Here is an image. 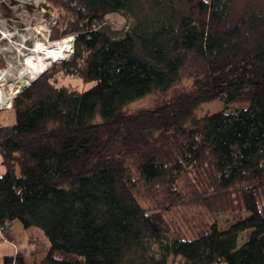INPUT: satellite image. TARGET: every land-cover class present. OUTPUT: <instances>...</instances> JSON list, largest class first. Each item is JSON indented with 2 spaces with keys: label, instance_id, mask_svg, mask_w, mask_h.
<instances>
[{
  "label": "trees",
  "instance_id": "16d2710c",
  "mask_svg": "<svg viewBox=\"0 0 264 264\" xmlns=\"http://www.w3.org/2000/svg\"><path fill=\"white\" fill-rule=\"evenodd\" d=\"M48 1L51 37L74 36L73 52L22 88L16 122L0 125V235L16 220L31 239L44 233L34 264H264V0ZM116 11L122 29L106 17ZM60 71L95 83L57 86ZM216 100L223 108L197 114ZM183 202L248 215L188 237L164 214Z\"/></svg>",
  "mask_w": 264,
  "mask_h": 264
},
{
  "label": "rangeland",
  "instance_id": "374dc122",
  "mask_svg": "<svg viewBox=\"0 0 264 264\" xmlns=\"http://www.w3.org/2000/svg\"><path fill=\"white\" fill-rule=\"evenodd\" d=\"M106 17L117 29L126 27L129 22L125 14L118 11L110 12ZM58 19V10L48 0H0V69H11V74L2 82L0 88L5 91L7 90L6 93L11 96L12 100V106H10L9 103L6 107L0 108V125H8L16 122V115L13 112V101L16 97L14 95L16 90L24 87L20 78V72L27 67L26 64H23L24 58L37 46L38 42L44 44L56 41L52 39L51 35L53 34L55 26H57ZM15 60H17V62H14ZM62 61H56L53 64H59ZM11 63H14V65L11 66ZM53 64H51V66ZM50 68L51 67H49V69ZM37 75L39 76L41 74L38 73ZM27 76L29 77L30 75ZM32 78H29V80H32ZM53 81L57 86L67 85L80 90L88 89L95 83H85L78 76L67 75L62 71L56 73ZM191 84L192 79L186 78L178 87L189 88ZM172 95V92L166 95L154 94L131 104L126 110L127 112L133 113L142 108L152 107L158 103H162L165 99H169ZM235 106L236 105H232V109L235 108ZM221 108H223L222 103L216 100L203 105V107L198 110L197 114L201 116L209 112L218 111ZM2 171H5L4 167H2ZM137 195L142 204L145 206L151 204L154 209H156V205H158L159 201L156 197L153 196V200H149L138 193ZM148 196L152 197L151 195ZM164 214L175 231L181 232L184 236L188 237H194L202 224L206 221H211L214 217L219 221L221 228L225 229L238 219L248 215V213L244 211L235 212L229 210L221 211L213 216V214L210 215L211 213L209 214L202 205H196V203L190 202H183L173 210L167 211ZM11 226L9 228H11ZM249 234L250 231L243 233L239 238V243L245 242ZM4 235V232H1L0 236L2 239H5ZM39 235L50 246V241L44 233L41 232ZM33 240L37 239L35 238ZM37 241L43 242L39 239ZM46 254L47 253H45V255ZM2 255L3 252L2 249H0V264L4 261ZM143 263L151 264V257L146 255L143 259Z\"/></svg>",
  "mask_w": 264,
  "mask_h": 264
},
{
  "label": "bare ground",
  "instance_id": "6f19581e",
  "mask_svg": "<svg viewBox=\"0 0 264 264\" xmlns=\"http://www.w3.org/2000/svg\"><path fill=\"white\" fill-rule=\"evenodd\" d=\"M72 47V36H68L51 43L42 44L38 42L37 46L33 48L24 58L23 64H26L27 67L22 69V71L20 72L22 83L24 85L29 84L31 81L37 78L38 73L41 74L42 72L49 69V67H51V64H53L54 62L60 60L62 61L63 59L68 58L72 51ZM14 62H17V60H15ZM13 65L14 63H11V66ZM10 70L11 69H0V85L3 81H5L6 77L11 74ZM27 75L30 76L28 77ZM29 78H32V80H29ZM6 91L0 88V108L6 107L11 102V96L7 94Z\"/></svg>",
  "mask_w": 264,
  "mask_h": 264
},
{
  "label": "crops",
  "instance_id": "0c3cea01",
  "mask_svg": "<svg viewBox=\"0 0 264 264\" xmlns=\"http://www.w3.org/2000/svg\"><path fill=\"white\" fill-rule=\"evenodd\" d=\"M5 239L0 241V249H2V258L6 255L22 254L26 264H34L35 258H42L48 251L49 245L43 240L39 242L29 237L27 230L23 224L16 220L11 228L5 232ZM2 259V260H3Z\"/></svg>",
  "mask_w": 264,
  "mask_h": 264
},
{
  "label": "built area",
  "instance_id": "2783aa9c",
  "mask_svg": "<svg viewBox=\"0 0 264 264\" xmlns=\"http://www.w3.org/2000/svg\"><path fill=\"white\" fill-rule=\"evenodd\" d=\"M26 87V86H25ZM24 88V87H23ZM22 87L20 89H17L16 92L14 93L15 96H17V94L21 91ZM14 96V97H15ZM10 106H12V100L10 102ZM3 108V107H2Z\"/></svg>",
  "mask_w": 264,
  "mask_h": 264
},
{
  "label": "water",
  "instance_id": "95a60500",
  "mask_svg": "<svg viewBox=\"0 0 264 264\" xmlns=\"http://www.w3.org/2000/svg\"><path fill=\"white\" fill-rule=\"evenodd\" d=\"M72 40H73V45H74V37H72ZM72 51H73V47H72ZM72 51H71V52H72ZM31 83H32V82H30V83L27 84V85H24V87L30 85Z\"/></svg>",
  "mask_w": 264,
  "mask_h": 264
}]
</instances>
